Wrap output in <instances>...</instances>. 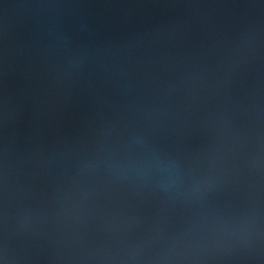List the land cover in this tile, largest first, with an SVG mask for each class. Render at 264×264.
Wrapping results in <instances>:
<instances>
[{
  "label": "water",
  "instance_id": "95a60500",
  "mask_svg": "<svg viewBox=\"0 0 264 264\" xmlns=\"http://www.w3.org/2000/svg\"><path fill=\"white\" fill-rule=\"evenodd\" d=\"M0 264H264V0H0Z\"/></svg>",
  "mask_w": 264,
  "mask_h": 264
}]
</instances>
